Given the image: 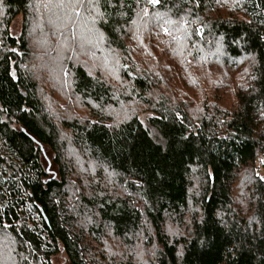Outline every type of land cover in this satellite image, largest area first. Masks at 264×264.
Segmentation results:
<instances>
[{
  "label": "trees",
  "instance_id": "16d2710c",
  "mask_svg": "<svg viewBox=\"0 0 264 264\" xmlns=\"http://www.w3.org/2000/svg\"><path fill=\"white\" fill-rule=\"evenodd\" d=\"M60 254L264 264V0H0V264Z\"/></svg>",
  "mask_w": 264,
  "mask_h": 264
},
{
  "label": "rangeland",
  "instance_id": "374dc122",
  "mask_svg": "<svg viewBox=\"0 0 264 264\" xmlns=\"http://www.w3.org/2000/svg\"><path fill=\"white\" fill-rule=\"evenodd\" d=\"M20 30H21V20L19 18H17L11 26V34L13 36H18V34L20 33ZM38 35L41 38L44 37L42 32H38ZM38 42L39 43H38L37 47L42 48V46H44V42H42V41H38ZM188 47H189V45L186 42H183L181 45L178 46L177 52L175 53L174 58H173V63L170 62V64H169L170 69L167 72V74H165V76H164V69H165L167 60L161 62V67L157 70L158 73H154V72L152 73L155 80L157 81L156 85L158 87L157 91L152 95V98L160 100V98H164V96H168V95L172 94L173 91H174V96H176L178 92H184L182 95H187L185 92H187L188 94L191 93L190 91H188L185 88V85L196 83V81L198 80L197 78L191 79V80H187V79L183 80L184 77L181 75L177 80L170 81L174 77V74L177 72V70H179V65L182 62L180 60L182 58L185 62V65L192 63L191 59H187L189 56H187V54L185 52L188 50ZM52 76L53 75L50 74V77H52ZM165 77L167 78V80L165 79ZM198 78L201 81V78L200 77H198ZM62 96H65V95L62 94ZM191 96H192V93H191ZM61 99L64 100L65 97H62ZM188 101H190V103H191L192 110L194 112H197L198 108H197V106H194V104L192 103V101H193L192 98L188 99ZM116 114H118V113L117 112L112 113L113 116ZM152 114H153V112H151V111H142L141 110L138 113V118L143 124H146L147 120L152 116ZM257 176L262 179L261 174H259ZM52 263L53 264H67V261L65 260V257L60 254L52 260ZM7 264H9V263L7 262Z\"/></svg>",
  "mask_w": 264,
  "mask_h": 264
},
{
  "label": "snow or ice",
  "instance_id": "6c2138e0",
  "mask_svg": "<svg viewBox=\"0 0 264 264\" xmlns=\"http://www.w3.org/2000/svg\"><path fill=\"white\" fill-rule=\"evenodd\" d=\"M150 2L154 4L157 2V0H150Z\"/></svg>",
  "mask_w": 264,
  "mask_h": 264
}]
</instances>
